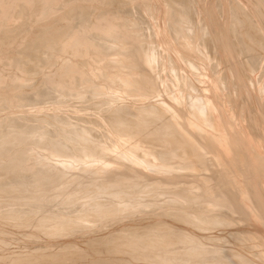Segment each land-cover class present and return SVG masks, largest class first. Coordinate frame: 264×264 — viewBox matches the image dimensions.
Returning a JSON list of instances; mask_svg holds the SVG:
<instances>
[{
	"label": "bare ground",
	"instance_id": "6f19581e",
	"mask_svg": "<svg viewBox=\"0 0 264 264\" xmlns=\"http://www.w3.org/2000/svg\"><path fill=\"white\" fill-rule=\"evenodd\" d=\"M159 1L161 2L162 0H158L157 3ZM189 1L164 0V3L157 4L155 2L152 4L153 2L151 3L150 0H0V62H3L1 64L9 62L10 65L13 63L17 66L26 58L28 63L31 64L29 68H26V72L24 68L22 69L27 75L15 77L16 73L6 86L1 85L4 75L0 64V104L4 102V105H12L14 107L19 105L20 101H23L21 104L25 105L26 103L25 107L28 104L31 105V103H35L36 106L39 104L40 106V103L44 101L46 103L48 99H54L56 104H60L68 97L70 99L74 97L76 100H78L77 98L87 99V97L92 99V95L95 94L99 99L90 100V105H82L81 109L84 111L92 109L93 112V110L99 109L102 104H105L103 106L107 108L106 110L103 108L104 112L100 118L98 116L97 118L89 116L90 112L88 114L83 113L84 115L79 112L80 117L48 112L43 116L39 115V119L36 118L37 120L33 123L22 122L24 124H20L18 122L20 124L18 125L16 121L20 117L17 118V116V120L15 117H10L9 120L0 121V209L4 206H1L3 200L4 202L5 199L7 200L5 205L9 203L8 209L3 207L4 220L15 221L17 225H20L18 228H21V224L25 227L28 226L26 224L38 226L39 229L45 227L47 230L45 232L50 233H48V236L54 235L53 237H55L59 231H62L65 235L66 233L71 234L89 226L93 221H104L106 217L116 213L119 214L118 212L121 213V211L125 212V215H127L126 212L130 215L133 214L130 213L131 211L141 212L142 210L140 211L139 209L144 211H147V209L150 211L151 209L152 211L155 206L158 208L157 204L159 202H161L159 205H162L164 201L166 204L173 203L178 205L177 207L181 206L183 208V210L170 209L171 211L167 209V211L162 212V215L167 214L171 221L183 223L182 227L185 225L184 229H179L176 223L174 224L171 221L167 226L165 224L167 219H163L165 220L163 222L165 224L164 227H160V224L153 227L154 224L150 223L151 225L153 224L152 226L149 225L151 227H142V229L141 226L138 227L140 229L131 227L130 230L127 228V230L125 229L126 231H119L116 234L110 233V231L107 234L108 236H101L102 238L97 239L102 245L101 248H105L104 250L111 257L95 258L92 261L89 260V264H138L135 262L137 260L133 258L143 259L141 261L143 263L147 260L149 264L151 261H153L152 264L155 261H157V264H264V253L255 259L248 255L252 250H256L259 247L257 240H254V243L250 241L253 240L251 235L264 236V150L261 149V143L256 139V134H253L254 126L250 125V127L248 124V127H243L240 123V129H235L236 127H234L232 119L230 121L226 111L229 106H231L233 111L237 107L235 106L236 108H234L232 99L229 96L228 101L221 102L219 99L221 97H219L220 95L217 92L218 87L221 85L225 86L227 83L230 85L233 83L238 89H243V87L245 89L246 87L250 88L249 82L245 79V70L248 69L247 72L253 71L259 65V50L263 52L264 48V32L260 33L255 30L259 21L248 9V11L243 9L238 3L240 0L238 2L235 0H227V2L220 0L219 3L215 1L216 4L209 3V13L208 11L205 15L201 13V18H203L199 24L198 21L196 22L197 18H199V16H196L197 8ZM261 2L264 6V0H261ZM228 3L229 6H227ZM134 5L137 6L138 9L136 10L138 12L144 13V11L149 9V11H154L150 14L159 13L160 15V11H163L164 14H167L168 19H172V22L167 20L164 26L165 30L161 28L179 36L178 39L180 41L175 38L177 43H171V48L177 51L176 53L180 54L179 57L182 59V64L179 58L174 60V64L179 65V71L174 72V76L180 81H186L188 75L181 76L180 73L187 71L188 68L195 70L201 66L200 59H195L191 56L192 53H189L191 50L199 48L205 57L211 59L212 66L209 72L212 74L211 79L213 81H209L210 85H208L215 91H211L209 94H205L202 91L204 93L203 96L200 97L196 94L199 98L187 96L186 98H190L189 100L183 96L185 89H182L184 90L182 94H180V91H178L179 93H176V91H174L175 93L172 92L173 96L170 97L173 98L171 100L170 98L168 100L165 96L164 98L161 97V99H159L160 97H157L158 99L156 97L151 98V100L146 99L148 95L152 94L151 90H156V95L162 91L155 88L156 85L160 84L159 82L157 84L156 76L158 72L156 68L162 66L163 63H160L162 57L160 58V53L157 52L158 50L156 51L155 46H148L149 43L146 46V43L142 41L145 44L143 45L140 41L141 37L139 38L138 34L130 31L131 28L128 21L131 20V16L129 12L130 6L134 7ZM201 8L203 7L201 6ZM229 9L234 14V19L232 18L234 22L232 23L233 26H231L232 36H230V30L228 29L230 26L224 28V26H220L222 24L219 23L220 25H218L216 22L217 14L225 13ZM24 10L28 13L24 12ZM16 12L24 16H31L32 13H34L32 15L37 16L35 17L36 25L32 21L29 22L30 19L28 20L26 17V21L23 19L25 21H23V24H31L32 26L29 25L30 28L28 25H26L27 27L25 26L28 29L25 31L26 37L24 36V38H27L26 41L28 40V42L23 49L19 46L22 41V39L21 41L19 39L23 38L21 37L23 34H20L21 32L17 33V31L14 32L12 26L15 24L11 23ZM31 19L33 18L31 17ZM118 19H123V22H119ZM75 20L78 21L75 22ZM176 21L190 22L193 34L190 32L191 29L182 24L183 22L181 25L175 26ZM61 24L62 26H59ZM19 26L17 25V27ZM155 27L154 29H156ZM205 29L208 32L206 31L205 36H202L201 41L197 40L189 43L192 38L189 42L187 41L190 37L200 38L203 35L202 31H205ZM161 34L163 35L164 33L162 32ZM161 34L158 33V39L159 35L162 36ZM167 34L166 36H168ZM185 37H188V39L186 38L187 40H185ZM219 38L224 40L225 47L223 49L225 51L218 49L221 44H218ZM156 40L157 36L154 42ZM26 41L22 42L26 44ZM157 44L160 45V42H156V46ZM21 45L23 46V44ZM165 45L169 44L165 43ZM165 45L164 47H166ZM51 48H53V51L49 52ZM110 51L114 53V57L115 55L116 57L117 55L119 56L118 60H115L116 63L128 69L125 71L126 76L117 77L115 75L112 66L116 63L106 64V62L102 61L101 56ZM68 54H71V57ZM226 60L229 62V68L226 65ZM23 63L26 64V62ZM48 64L54 66V69L49 66L52 70H43V67ZM260 65L262 64L260 63ZM84 66H88L87 69ZM91 66L93 68L94 66H103L102 68L109 66L108 69L111 67L109 73L103 72L100 68L104 73L102 77L106 80V83L103 80L101 81L103 83L99 82L96 84L95 80L93 84H87L86 87L79 88V84L90 79L88 74L91 70L94 71ZM244 68L246 69L244 70ZM100 70L98 71L100 72ZM152 71H155V74ZM200 71L202 72V70ZM20 73L22 74V72ZM223 73L225 75L222 78L221 75ZM186 74L188 73L184 75ZM218 74H220V78ZM172 75L168 76L172 77ZM34 77L40 80L42 86H40L41 84H39L40 87L38 88L35 86L38 90L36 92L33 90L34 93L32 90L30 92L29 88H27L29 90L27 91L30 93H25L26 88L22 92L24 85L19 81H23L24 78L29 81L32 78L35 79ZM85 77H89V79L83 81ZM164 77H167V75H164ZM164 79L166 78H163L162 82H165ZM207 79L210 80L209 78ZM158 80L162 79L159 78ZM202 80H205V78ZM38 82L36 81V83ZM87 82L90 83L89 81ZM117 82L121 84L118 85ZM148 82H152V84ZM203 83H206V81ZM116 84L118 86L122 85V87L120 86L122 89L116 88L117 86L114 87ZM191 86L193 87L192 84ZM184 87L187 89L189 86L185 85ZM197 88L202 89L200 86ZM159 89L161 88L159 87ZM220 91L223 90L220 88ZM110 93H112V98L117 96L121 99L124 96L123 98L126 99L123 102L117 100V98L110 100L108 99ZM194 95L193 97H196ZM71 100L73 101V99ZM144 100H147V103ZM43 105L45 104L43 103ZM46 106L48 108V105ZM78 106L80 105L78 104ZM113 107L121 110L119 112L117 109L114 111ZM97 112L99 113V111ZM230 116L234 118L233 115ZM70 117L79 122H73L72 120L74 119L71 120ZM259 117V119H257L258 117L256 118V121H262V126H264V115H259ZM236 118L238 119V117ZM81 122H85V125H81ZM203 125L206 127H203ZM99 126L105 128V135H102L103 132L101 134L96 132V127ZM159 133L165 135L161 139H156L159 137L154 134ZM168 134L169 136L172 134V136L168 137ZM161 135L158 136L161 137ZM122 137L125 140L124 143L121 140ZM262 140L264 142V138ZM100 143L105 144L106 149H103V146L100 147ZM41 150L47 152L42 160H33L34 154ZM191 159L198 160L199 163L197 161L196 163L199 166L196 163L191 166L189 163L192 162L190 161ZM188 160L189 162H187ZM197 172H201V176ZM232 181H238V186L235 185V182L234 184L231 183ZM73 184H75L74 187L72 186ZM230 184L236 187L232 188ZM163 195L168 197L165 196L166 199L162 198L159 200L158 198ZM97 196L100 198L98 199ZM74 201L82 203L81 207L83 210L81 212L76 211L75 214L68 215V208V210L65 209L66 211H58L56 209L58 213L45 218L42 216L43 213L40 215L41 212L36 210L40 204L49 203L50 205L58 204L60 206L65 203L72 204ZM12 202L13 204H11ZM15 202H21V204L18 203L20 204L18 205ZM165 203L164 205H166ZM20 206H23V208H20ZM159 207L161 209V206ZM175 209L178 208L175 207ZM211 209L233 210L238 220L222 212L216 216H209L211 213L208 214L207 211L209 212ZM229 212L231 213V211ZM119 215H122V213ZM255 218L259 219L262 225ZM243 220L248 223V226L246 223H242V225L247 227H242L240 224L241 228H236V226L232 228L234 223L243 222ZM8 221L6 223H9ZM181 223H179L180 226ZM190 223L193 224L192 226L200 227L201 231L199 232H205L207 236L204 234V239V236L199 238L194 236L195 233L199 232L194 231L195 233L193 234V231L188 227ZM192 226L191 228H193ZM12 227L14 228L13 225ZM220 228L225 230L224 233H221V231L218 236H214L217 233L216 230H222ZM37 231L40 232V230ZM207 233L212 234V236ZM0 234H3V231ZM24 234L26 235V233ZM24 234L21 236L24 237ZM32 234L30 233V235ZM200 234L197 235L199 236ZM35 235L34 233L33 237L37 236ZM125 235H128L127 238H124L126 240L122 239L123 241H119ZM21 236L18 234V237ZM31 238L29 239L31 240ZM38 238L40 239V237ZM9 241L4 240L2 242ZM68 242L64 243L62 250H59H66L65 252H57L56 249V252H51V250L48 254H41V252L37 255L38 253L33 250L35 251L34 256L36 259L32 258L30 260L33 256L31 255V253L33 254L32 251L31 253L29 252L31 257H29V254L27 255L29 261L26 259L27 261L25 262L29 264L34 260L37 261V257L42 259V257L46 256H48L46 259L49 258V261H60V259L63 261V259H66L63 257L64 255L70 262L69 257H73L72 255L75 253L72 255L67 253L75 250L70 251L75 242ZM15 244L17 243L15 242ZM1 246H3V243ZM5 246L8 247V244ZM47 250L45 251L46 253ZM82 250L80 251L84 252V256H86L87 254L85 255V253L87 252ZM80 251L78 250L77 256L75 255L77 258L82 255L79 253ZM0 252L3 253L2 251ZM117 252H122V254ZM113 253L120 255L125 253L124 257L128 253L130 257L116 258V256L112 257L111 254ZM257 253L259 254V251ZM109 254L107 255L109 256ZM5 257L7 258V255ZM5 257L1 258V263ZM14 257L13 260L10 258L14 263H18L24 258V256L20 257V254L16 256L17 258L15 257L14 259ZM81 257L84 258L83 256ZM86 257L91 258L88 255ZM87 258L83 260L87 262ZM10 259L7 260L11 261ZM67 259L66 263H64V260V264H67ZM83 260L81 261L84 262ZM36 261L33 263L36 264ZM45 261L47 262V260ZM71 261L73 262V259ZM76 261L78 260L76 259ZM10 263L12 264V262ZM22 264H24V260ZM58 264L60 263L58 262Z\"/></svg>",
	"mask_w": 264,
	"mask_h": 264
},
{
	"label": "rangeland",
	"instance_id": "374dc122",
	"mask_svg": "<svg viewBox=\"0 0 264 264\" xmlns=\"http://www.w3.org/2000/svg\"><path fill=\"white\" fill-rule=\"evenodd\" d=\"M151 1V3L152 4H154L155 2L157 3V1L158 0H150ZM189 1V0H188ZM215 1H216V3H219L220 2V0H190L189 2L191 3V4H193L197 9V17L199 16V18H197V20H196V22L198 21V24L201 22V20H202V18H201V13H203L202 15H205V14H207V11H208V13H209V10H210V7H208V4L210 3L211 4V2L212 3H214V4H216L215 3ZM218 1V2H217ZM222 1V0H221ZM223 1H225V2H227V0H223ZM229 1V0H228ZM236 2H238L239 0H235ZM201 2V3H200ZM159 3H164V0H162L161 2L159 1ZM159 3H157V4H159ZM242 7H243V9L244 10H246V11H248L249 10V12L250 13H252L255 17H256V20L257 21H259V23H258V25H256V31L257 32H260V33H262V31L264 32V6H263V3L261 2V0H240L239 2H238ZM242 3H245V4H247V5H245V4H242ZM203 4V5H202ZM201 6L203 7V8H201ZM227 6H229V3H228V5ZM245 6V7H244ZM130 12H129V14H130V19L131 20H129L128 21V24H129V26H130V28H131V32H133V33H135V34H138V37L140 38V41H141V43H142V41H144L145 43H146V46L148 45V43H149V45L148 46H155V48H156V51L158 52V53H160V58H161V60H160V58H159V60H160V63L162 64L163 63V65L162 66H159V67H157L156 69H157V72H158V74H157V72H156V74H157V76H156V78H157V84H162L161 86H160V84L157 86L156 85V88L155 89H158V90H162V91H160V92H158L157 94L158 95H156V90L154 91V90H151L152 92V94H150V95H148V98H146L147 100L149 99V100H151V98H159V99H161V97H163L164 98V96H165V98H168V100H169V98H170V100L173 98H171L170 96H173L172 94V92H174V91H176V93H179L178 91H180L181 93L180 94H182L183 93V91L184 90H182V89H185V92H184V95L183 96H185V98L188 96H191V98H199V97H197V95L196 94H198L200 97L201 96H203L204 95V93H202V91H204L205 92V94H209L211 91H215V89H212L211 88V86H209L210 85V82L209 81H213L212 79H211V76H212V74H211V72H209L210 70V68H211V66H212V64H211V59L210 58H208V57H205L203 54H202V52H201V50L199 49V48H196L195 50H191L189 53H192L191 54V56L192 57H194L195 59H200V64H201V66H199L198 68L200 69V70H202V72L198 69V68H196L195 70H193V69H189L188 68V70L186 71H183L182 73H180L181 74V76H187L188 75V78H187V80H188V82H186L185 80L183 81V80H178V78L176 77V76H174L175 75V73L177 72V71H179V68H178V66L176 65V64H174V60H176L177 58H179L180 59V63L182 62V59L179 57L180 56V54H178V53H176L177 51H175L173 48H171L172 46H171V43H174V44H176L177 43V39L179 38V36H177V35H175V34H173L172 32H169V34H167L168 32H167V30L166 31H164L166 28L164 27L165 26V24L167 23V20L169 21V22H172L171 20L172 19H168V16H167V14H164V12L163 11H160V15H159V13L158 14H155L154 13V15L153 14H150V13H153L154 11L153 10H150L149 11V9L148 10H146V11H144V13L143 12H138L136 9H138L137 8V6H135L134 5V7L133 6H130ZM200 8V9H199ZM248 9V10H247ZM199 10H200V14H199ZM204 10V11H203ZM132 11V12H131ZM152 11V12H151ZM203 11V12H202ZM17 12H19V11H17ZM17 12L15 13V17H13V20H12V24L14 25V26H12L13 27V31L15 32V31H17V33H19V32H21L20 34H23L21 37H23V38H20V36H19V40L21 41V39H22V41H26V39L27 38H24V36L26 37V33H25V31H26V29H28V28H25V26L26 25H28V24H26V23H24L23 24V21L25 20L26 21V19H30L29 20V22L30 21H32V23L34 24V25H36L35 24V17H37V16H35V15H32V14H34V13H32L31 14V16L30 15H26V16H24V15H22L21 13H18L17 14ZM24 12H27L26 10H24ZM139 14H138V13ZM163 14H162V13ZM231 12V13H230ZM10 13L12 14V12H11V10H10ZM28 13V12H27ZM259 13H261V14H259ZM134 14V15H133ZM138 14V15H137ZM163 16H162V15ZM17 15V16H16ZM22 15V16H21ZM159 15V16H158ZM218 15V17H217V19H216V22L218 23V25H220V24H222V25H220V26H224V28H228L229 26V30H230V36H232V32H231V26H233V22L234 21H232L234 18V14L232 13V10H228L227 12H225V13H221L220 15L219 14H217ZM233 15V16H232ZM259 15H262V16H259ZM30 16V17H29ZM145 16V17H144ZM156 16V17H155ZM220 16V17H219ZM259 16V17H258ZM17 17V18H16ZM20 17V18H19ZM23 17V18H22ZM25 17H26V19H25ZM27 17H29V18H27ZM31 17L33 18V19H31ZM148 17H150V18H148ZM154 17H155V19H154ZM15 18V19H14ZM22 18V19H21ZM138 18V19H137ZM233 18V19H232ZM24 19V20H23ZM150 19V20H149ZM151 19H153L152 20V23H151ZM218 20H220V21H218ZM15 21V22H14ZM24 21V22H25ZM76 21H78V20H75V22ZM118 21L119 22H123V19H118ZM157 21V22H156ZM225 21V22H224ZM230 21H231V23H230ZM21 23V24H19V23ZM62 22H65V21H62ZM149 22V23H148ZM154 22H156L155 24H154ZM164 23V24H162V23ZM183 22V23H182ZM176 21L175 22V26H178V25H181V23L185 26V27H187L188 29H191V26H190V22H186V21ZM223 22H224V24H223ZM220 23V24H219ZM66 24V23H65ZM65 24H63V25H65ZM162 24V25H161ZM17 25L19 26V27H17ZM21 25H22V27H24V28H22L21 27ZM30 26H31V24H29ZM29 25H28V27H29ZM156 27H155V26ZM59 26H62V24L61 25H59ZM21 27V28H20ZM27 27V26H26ZM32 27V26H31ZM152 27H153V29H154V27L156 28V29H152ZM164 29H162V28ZM20 28V29H19ZM30 28V27H29ZM35 28H36V26H35ZM258 28V29H257ZM16 29V30H15ZM19 29V30H18ZM24 31H22V30ZM158 29V30H157ZM161 29V31L164 33L163 35L161 34L162 32L161 31H159ZM197 30H199V29H197ZM203 30H204V27H203ZM259 30V31H258ZM155 31V32H154ZM190 31V30H189ZM206 31L208 32V30H206L205 29V31H202L203 32V35H201L200 36V38H194V37H190L189 39H188V37H185L184 39L185 40H187L188 42L190 41V39L192 38V40L189 42V43H193V42H196L197 40L198 41H201V39L203 38L202 36H205V33H206ZM148 32V33H147ZM154 33V35H153V33ZM161 32V33H160ZM191 34H193L192 32V29H191ZM25 33V34H24ZM158 33L159 34H161L162 36H160L159 35V39H158ZM157 34V35H156ZM166 34L168 35V36H166ZM157 36V40L154 42V40H155V38H156V36ZM165 35V36H164ZM174 35V36H173ZM208 36V35H207ZM206 36V37H207ZM161 37H162V39H163V37H164V39L162 40L161 39ZM166 37V38H165ZM169 37H170V40H169ZM175 38H177V39H175ZM187 38V39H186ZM205 38V37H204ZM154 39V40H153ZM167 39V40H166ZM183 39V40H184ZM164 40H166V41H164ZM219 40V42H218V44L219 43H221L219 46H218V49L219 50H221L222 51V49L225 47V44H224V40L223 39H221V38H219L218 39ZM20 42L19 43V46L20 47H22L21 49H23L24 47H26V45H27V42H28V40L26 41V44H24V42ZM167 44H169V45H165V43ZM178 41H180L179 39H178ZM143 42V43H144ZM156 42H160V45L159 44H157V46H156ZM223 42V43H222ZM142 43V44H143ZM21 44H23V46L21 45ZM161 44H163L162 46H163V48H164V50H162L161 49ZM143 45H145V44H143ZM164 45L166 46V47H164ZM161 46V47H160ZM160 47V48H159ZM170 47V48H169ZM166 48V49H165ZM261 48H263V47H261ZM168 51V53H166V51ZM53 51V48H51L50 50H49V52H52ZM162 51H164V52H162ZM223 51H225L224 49H223ZM263 52H264V48H263ZM263 52H261L260 50H259V57H260V59H259V65L252 71H248L247 72V70H245L246 68H244V70H245V75H246V77H245V79L247 80V82H249V84H250V88L249 87H246V89H245V87H243V89H238L237 87H235L234 85H233V83L230 85L229 83H227V85H221L220 87H218L217 88V92L219 93V97H221V98H219L220 99V101L221 102H225L226 100L228 101V96L232 99V105L234 106V108H236L237 107V111L235 110V111H233V109L231 108V106H229V108H230V110H229V108H228V110H227V108H225V110H227L226 112H228V116L230 117V121H231V119H232V123H234L233 125H234V127H236L235 129H240V123L243 125V127H248V124H249V126L251 125L252 127H253V134L255 135L256 134V139L258 140V142L259 143H261V145H260V147H262L261 149L262 150H264V142H263V138H264V126H262V121L260 122V121H256V118L257 119H259L260 117H259V115H264V60H262V59H264V58H262L261 59V57H264V53ZM108 54V55H107ZM107 54H105V55H103V56H101V58H102V61L103 62H106V64L107 63H116V61L115 60H118V58H119V56L117 55V57H116V55H115V57L113 56L114 55V53L113 52H109V53H107ZM161 54H163V55H161ZM70 57H71V54H68ZM165 55V56H164ZM200 56V57H199ZM204 59V60H203ZM206 59V60H205ZM262 60V61H261ZM111 61V62H110ZM23 62H26V64L25 63H23ZM23 62L22 63H20V64H18L17 66L15 65V64H9V62H4V64H1V63H3L2 61L0 62V64H1V69H2V74L4 75V80L1 82V85L3 86H6V85H8L9 84V80L11 79V78H13L14 77V75L17 73V75H15V77L17 76V77H21L20 75H27V73H24V70H25V72H26V68H29V65H31V64H29L28 63V61H27V59L25 58L24 60H23ZM226 63H224V64H226V65H228V68H229V62H228V60H226L225 61ZM11 63V62H10ZM172 63V64H171ZM209 63V64H208ZM260 63L262 64V65H260ZM28 64V65H27ZM182 64V63H181ZM22 65V66H21ZM25 65H26V67H25ZM112 65V64H111ZM114 66H112V70H113V72L115 73V75L117 76V77H123V76H126L127 74L125 73V71H127L128 69L125 67V66H123V65H121V64H118V63H116V64H113ZM208 66V67H206V66ZM226 65H225V69L227 68L226 67ZM19 66V67H18ZM52 68V69H54V66H51V64H48L46 67H43L44 69L43 70H52L50 67ZM18 69H17V68ZM21 67V68H20ZM87 67L88 66H84V68L85 69H87ZM92 68H93V66H91ZM103 67V66H102ZM102 67H99V66H94V71H90V73L88 74V75H90L89 77H90V79H89V77H85V79H83V81H85L86 79H89V80H86L85 82H82L81 84H79V88H83V86H87V84H93V82H95V80H96V84L97 83H103V82H101V81H103L104 80V83H106V80L102 77V76H104L103 74V72H108L109 73V70L111 69V67L108 69V67L106 66H104V68H102ZM261 67V68H260ZM24 68V70L22 71V69ZM100 68L102 69V71L100 70ZM21 69V70H20ZM105 69V70H104ZM98 70H100V72L98 71ZM198 70V71H197ZM22 72V74L20 73V72ZM171 71H172V74H171ZM200 71V72H199ZM262 71V72H261ZM18 72H19V74H18ZM94 72V73H93ZM105 72V73H106ZM154 72V73H153ZM167 72V73H166ZM248 73V75H247V73ZM152 73L153 74H155V71H152ZM159 73H161L160 75H159ZM165 73V74H164ZM185 73H188V74H186V75H184ZM197 75H195V74ZM262 73H263V75H262ZM102 74V75H101ZM190 74V75H189ZM230 74H232L231 72H230ZM87 75V76H88ZM133 75V74H132ZM134 75H136V74H134ZM164 75L166 76L167 75V77H164ZM168 75H172V77H169ZM195 75V76H194ZM224 73L221 75V77L223 78L224 77ZM263 76V77H261V76ZM99 76V77H98ZM166 78V79H164L165 80V82H162L163 81V78ZM191 76V77H190ZM201 76V77H200ZM204 76V77H203ZM231 77H232V75H230ZM6 77V78H5ZM25 77V76H24ZM28 77H30L29 75H28ZM192 77H195V78H192ZM218 77L220 78V74H218ZM23 78V77H22ZM35 78V77H34ZM37 78V77H36ZM31 79V80H29V81H26V79L24 78V82L21 80V81H19V82H21L22 83V85H24L23 87H24V89L22 90V92L25 90V88H26V91H25V93L27 92V93H30L31 92V90H32V92H33V90H34V92H36L38 89V87H40V86H42V83H40V80L39 79ZM92 78V79H91ZM162 79V80H158V79ZM205 78V80H202V79H204ZM207 78H209L210 80H208ZM197 80V81H195V80ZM251 79V80H250ZM263 79V80H262ZM28 80V79H27ZM35 80V81H34ZM90 80H93V81H90ZM191 80V81H190ZM194 80V81H193ZM202 80V81H201ZM261 80V81H260ZM36 81L38 82V83H36ZM87 81H89L90 83H88ZM98 81V82H97ZM191 83H190V82ZM198 81H200V83H198ZM206 81V83H203V82H205ZM159 82V83H158ZM186 84H185V83ZM194 82V83H193ZM202 82V83H201ZM33 83V84H32ZM94 83V84H95ZM108 83V82H107ZM118 83V85L119 84H121L120 82H117ZM148 83H150V84H152V82H148ZM164 83V84H163ZM197 83V84H196ZM39 84H41L40 86H39ZM178 84V85H177ZM188 87V88H190L189 90H188V88L186 89L184 86L185 85ZM191 84L193 85V87L191 86ZM199 84V85H198ZM202 84V85H201ZM203 84H204V86H203ZM209 84V85H208ZM260 84V85H259ZM81 85H82V87H81ZM117 84L114 86V87H116V88H120V89H122L121 87H122V85H120V86H118ZM26 86V87H25ZM37 88H36V87ZM198 86H200V88L202 87V89H198L197 87ZM32 87V88H31ZM84 87V88H85ZM159 87L161 88V89H159ZM195 87H196V89H195ZM226 87V88H225ZM27 88H29V90H30V92H28L29 90L27 89ZM34 88V89H33ZM118 88V89H119ZM220 88H221V90H223V91H220ZM228 88V89H227ZM231 90H233V91H231ZM249 88V89H248ZM36 89V90H35ZM219 89V90H218ZM251 89V90H250ZM28 90V91H27ZM195 90H196V92H195ZM187 91H190V92H187ZM201 91V92H200ZM228 91H230V92H228ZM252 91V92H251ZM33 92V93H34ZM191 92H194V93H192L191 94ZM199 92V93H198ZM221 92V93H220ZM228 92V93H227ZM234 92V93H233ZM115 93V92H114ZM155 93V94H154ZM175 93V92H174ZM187 95H186V94ZM230 93H232V94H230ZM112 93H110V95L108 96V99H116L117 98V100H120L121 102H123L126 98H123L122 96H120V97H122L121 99L119 98V97H113L112 98V95H111ZM165 94V95H164ZM190 94V95H189ZM193 94H195L196 95V97H193ZM201 94V95H200ZM222 94V95H221ZM175 95V94H174ZM194 95V96H195ZM93 96V100L92 99H90L89 97H87V99L86 98H84V99H82V98H77L78 100H76V98H71V99H73V101L70 99V97H68V99H66V100H64V102L62 103H60V104H56L55 103V101H54V99H48V100H46L47 102L45 103V101L43 102L45 105H43V103H40V106H39V104H37V106L35 105V103H31V105L30 104H28L27 105V107H25L26 106V103H25V105L24 104H21L23 101H20V103H19V105H15L14 107H12V105L11 106H6V105H4V102H2L1 104H0V121H5V120H9V118L11 117H15L16 118V116H17V118H19L18 120H17V118H16V123H20V124H24V123H30V122H34L35 120H37V119H39L38 117H40V116H43L44 114H46V113H53V114H66V115H72V116H77V117H80V115H79V112H81V114H88L89 112V116H91V117H94V118H97V116H98V118H100V116L102 115V113L104 112V109L106 110L107 108H106V106L104 107L103 105H105V104H102V105H100L99 106V109H97V110H93V112H92V109H88V110H83V109H81L82 108V105L83 106H87V105H90L89 104V102H90V100L91 101H95V100H98L99 99V97L98 96H95V94L94 95H92ZM153 96V97H152ZM182 96V97H183ZM251 96V97H250ZM97 97V98H96ZM96 98V99H95ZM119 98V99H118ZM157 98V99H158ZM184 98V99H185ZM187 99V98H186ZM190 99V98H189ZM189 99H187V100H189ZM222 99V100H221ZM225 99V100H224ZM249 99V100H248ZM254 99V100H253ZM257 99V100H256ZM147 100H144L146 103H147ZM183 100V99H182ZM248 100V101H247ZM54 101V102H53ZM82 101H84V102H82ZM135 101H136V98H135ZM247 101V102H246ZM252 101V102H251ZM51 102V103H50ZM76 102V103H75ZM101 102H102V100H101ZM149 102V101H148ZM184 102V101H183ZM48 103V104H47ZM55 103V104H54ZM102 103H104V101L102 102ZM257 103V104H256ZM42 104V105H41ZM50 104V105H49ZM80 105V106H78L77 107V105ZM87 104V105H86ZM23 105V106H22ZM34 105V106H33ZM46 105H48V108H47V106ZM178 105V104H177ZM256 105V106H255ZM258 105V106H257ZM76 106V107H75ZM236 106V107H235ZM21 107V108H20ZM46 107V108H45ZM260 107V108H259ZM13 108V109H12ZM40 108V109H39ZM55 108V109H54ZM73 108H74V110H73ZM77 108V109H76ZM100 108H101V110H100ZM104 108V109H103ZM4 109V110H3ZM7 109V110H6ZM31 109V110H30ZM43 109V110H42ZM51 109V110H50ZM80 111H79V110ZM113 109H115L114 111H116V109H117V111L119 112V110H121L120 108H116V107H113ZM260 109V110H259ZM103 110V111H102ZM46 111V112H45ZM82 111H84V112H82ZM97 111H99V113H101V114H99ZM100 111H102V112H100ZM262 112V113H260V112ZM73 112V113H72ZM233 112V113H232ZM235 112V113H234ZM17 113V114H16ZM42 113V114H41ZM78 113V114H77ZM91 113H93L92 115H91ZM231 113V114H230ZM238 113V114H237ZM259 113V114H258ZM83 114V115H84ZM94 114H96V115H94ZM99 114V115H98ZM247 114H248V116H247ZM253 116H252V115ZM40 115V116H39ZM230 115H233V117L234 118H232ZM257 115V116H256ZM50 116V115H49ZM251 116V117H250ZM254 116H256V117H254ZM26 117V118H25ZM31 117V118H30ZM51 117V116H50ZM102 117V116H101ZM236 117H238V119L236 118ZM30 118V119H29ZM37 118V119H36ZM23 119H24V121H23ZM32 119H33V121H32ZM70 119L72 120V119H74V118H72V117H70ZM25 120H29V121H25ZM31 120V121H30ZM103 120V119H102ZM261 120V119H260ZM73 122H75V123H78L77 122V120H72ZM22 122H24V123H22ZM18 123V125H20ZM235 123H237V124H235ZM85 125V122L84 123H82L81 122V125ZM246 124V125H245ZM250 126V127H251ZM203 127H206V126H204L203 125ZM97 129H96V132H98V133H102V135L104 134L105 135V133H106V130H105V128L104 127H101V126H99V127H96ZM254 128H255V130H254ZM234 130V129H233ZM160 134H162L161 135V137L160 136H158V135H160ZM156 137H159V138H156V139H161L164 135H163V133H159V134H154ZM237 135V134H236ZM172 136V134H170V136H169V134H168V137H171ZM123 138V137H122ZM121 138V140L123 141V143H124V138L122 139ZM120 140V141H121ZM122 141H121V143H122ZM101 144V146L100 147H102L103 149H106L105 147V144H103V143H100ZM263 145V146H262ZM47 152H45V150L44 151H39L38 153L36 152L34 155L35 156H33V160H35V161H40V160H42V158L45 156L44 154H46ZM38 154H40V155H38ZM42 154V155H41ZM114 154H116V153H114ZM35 157V158H34ZM53 159V158H52ZM55 159V158H54ZM51 160V159H50ZM56 160V159H55ZM52 161V160H51ZM54 161V160H53ZM190 161H192V162H189V160L187 161V162H189L190 163V165L192 166H194V163H196V161L198 162V160H196V159H194V160H190ZM195 161V162H194ZM85 162V161H84ZM86 163H88V161H86ZM199 163V162H198ZM198 163H196V165L198 164ZM198 166H199V164H198ZM213 167H215V166H213ZM219 167H221V166H219ZM223 167V166H222ZM225 168V167H224ZM198 173V172H197ZM201 173V172H200ZM200 173H198L199 174V176H201V174ZM202 176H205V175H202ZM241 178H242V176H241ZM83 180H86V179H83ZM0 181H1V179H0ZM236 184V186H238V184H237V182L238 181H234ZM234 182L232 181L231 183H233L234 184ZM211 184V183H210ZM209 184V185H210ZM233 184H230V187H236L235 185H233ZM74 185L75 184H73L72 186L74 187ZM183 185H185V184H183ZM233 185V186H232ZM72 187V188H73ZM71 188V189H72ZM169 190H170V188H169ZM173 191H174V189H173ZM164 197L165 196H167V195H163ZM163 196H161V198H158L159 200H161L162 198L163 199H166V197L164 198ZM168 197V196H167ZM97 198L99 199L100 197L99 196H97ZM97 198L95 197V199L97 200ZM109 198H111V197H109ZM2 200V199H1ZM6 199H5V202H4V200H3V202H2V204H1V206H3L5 209H8L7 207L9 206L8 204H6L5 205V203H6ZM19 201V200H18ZM81 201H83V200H81ZM87 201V200H86ZM84 202H85V200H84ZM15 203H20L21 204V202H15ZM161 202H159L158 204H157V206H158V208L155 206L154 208H152V211H151V209H150V211H149V209H147V211H144L143 209H139L141 212H139L138 210V212H135V211H129L130 213H133V214H129V213H127L126 212V214L127 215H125V212H123V211H121V213H122V215H119V214H121L120 212H118L119 214H114V215H111V216H108V217H106L105 219H104V221L102 220V221H97V222H95V221H93V222H95V223H93V222H91L92 224H89V226H87V227H85V228H83V229H81L80 231L78 230V231H76V232H73V233H71V234H67L66 233V235H65V233H62V231H59L58 232V234H56L55 235V237H53L54 235H49L48 236V233L47 232H45V231H47L46 229H45V227H42V229L40 228L39 229V227L38 226H34V225H31V226H33V227H31V226H29L30 224H26V225H28V226H23L22 224H21V228H23V229H21V228H18V227H20V225H17V223L14 221L13 222V220L12 221H10V222H12V223H10L8 220H4V213L2 212L3 210H4V208L3 207H1V211H0V233H2V231H3V234H0V244L2 245V243H3V246L5 247H3V246H1L0 245V251H2L3 253H1L0 252V256H6L7 255V258L5 257V259H3L4 261H2V263L3 262H5V260H7V259H10V258H12V260H13V257L15 256H19V254H20V257H22V256H24V258H23V260H24V264H26V262L25 261H27L28 260V258L29 257H31V255H33L31 258H30V260H32V258H35V251H36V253H38L37 255H39L41 252V254H48V253H50V251L51 252H56V249H57V252H65L66 250H63V251H59V250H62V247H64V245L66 244V242H68V241H70V242H75V243H73V246L71 247L72 249L70 250V251H72L73 249H75L73 252H68L67 254L69 255H72V254H74V255H72L73 257H71L72 259H73V262L71 261L72 259L69 257V259H70V262H69V260L67 259V257H66V255H64L63 257H65L68 261H67V264H68V262H69V264L70 263H72V264H74V262H75V264H80L82 261L81 260H85L87 257V255L88 256H91V258L92 257H94V258H90V257H88L87 258V262H85L84 260V262H82V264H89V262L90 261H92L93 259H95V258H100V259H102V257L103 258H106V257H111L110 256V254L109 253H107L104 249L105 248H101L102 247V245L100 244V241H98V239L97 238H102V237H105V236H108L107 234L110 232V233H117V232H124L123 230H127V228H129L128 230H130V228L132 227V228H137V229H140V228H138V227H140L141 226V229H142V227H151L153 224V227L154 226H159V224H160V227H164L165 226V224H167V226H168V223L171 221L170 220V217H169V215H167V214H165L164 216L162 215L163 213L162 212H165V211H167V209L168 210H183V208H181V206H179V207H177L178 205H174L173 203H168V204H166L164 201L162 202V205H164V203L166 204V205H164L165 207H167V208H165L164 206H162V205H159ZM11 204H13V202L11 203ZM20 204H18V205H20ZM67 204V205H66ZM72 204H74V205H72ZM72 204H69V203H65V204H62V205H58V204H49V203H46V204H40L39 206H38V208L36 209L37 210V212H41L40 213V215L42 214V216H44L45 218L46 217H50V215H52V214H55V213H58V211H60V210H68L67 212H69V214L68 215H70V214H75L76 213V211L77 212H81V210H83V208L81 207L82 206V203H80V201H74ZM76 204V205H75ZM50 205V206H49ZM55 205H56V207H55ZM69 205V206H68ZM70 205H72V207H70ZM172 205V206H171ZM42 206H43V208H42ZM49 206V207H48ZM51 206H52V210H51ZM57 206H59V207H57ZM64 206H65V208H64ZM159 206H161V209H160V207ZM170 206V208H168ZM23 208V206H20V208ZM41 207V208H40ZM76 209H75V208ZM163 207V208H162ZM174 207V208H173ZM175 207L176 208H178V209H175ZM48 208V209H47ZM50 208V209H49ZM68 208V209H67ZM164 208H165V210H164ZM39 209V210H38ZM43 211H42V210ZM53 209H55V211H53ZM56 209L58 210V211H56ZM78 209V210H77ZM65 210V211H66ZM71 210V211H70ZM163 210V211H162ZM170 210V211H171ZM46 211V212H45ZM229 211H231V213H233L232 215H231V213L229 212ZM218 210V209H211V210H209V212L207 211V213L208 214H210L211 213V215H209V216H216V215H218L219 213H224V214H226L227 216H229V217H231V218H233V217H235V219H237L236 218V216H235V212L233 211V210ZM135 212V213H134ZM213 212H214V214H213ZM226 212V213H225ZM216 213V214H215ZM3 214V215H2ZM44 214H46V215H44ZM160 215V216H159ZM233 216V217H232ZM3 217V218H2ZM48 217V218H49ZM163 219H167L166 220V223L164 224L163 222H165V220H163ZM256 219V218H255ZM5 222H4V221ZM163 220V221H162ZM238 220V219H237ZM257 221L259 220V219H256ZM255 220V221H256ZM4 223H3V222ZM9 222V223H6V222ZM257 221H256V223H257ZM260 221V220H259ZM171 222H173L174 224L176 223V226L179 228V229H181V228H183L184 229V227H185V225H184V227H182L183 225V223H181V222H174V221H171ZM239 223H234V225H233V227L232 228H234L235 226H236V228H241V226L242 227H247L248 226V223L246 222V221H244L243 220V222L241 221H238ZM261 222V221H260ZM14 223V224H13ZM16 223V224H15ZM150 223H153L152 225L150 224ZM156 223V224H155ZM172 223V224H173ZM178 223V224H177ZM179 223H181V226L179 225ZM242 223L243 224H247V226H245V225H242ZM137 224V225H136ZM145 224V225H144ZM146 224H147V226H146ZM163 224V225H162ZM241 224V226H239ZM261 225H262V222L260 223ZM6 225H8V226H6ZM12 225L14 226V228L12 227ZM15 225H16V227H15ZM91 225V226H90ZM131 225V226H130ZM133 225V226H132ZM149 225H151V226H149ZM162 225V226H161ZM193 224H189V229H191L192 231H193V234L197 231V232H199V231H201V228L200 227H195V226H192ZM238 225V226H237ZM9 226H11V227H9ZM23 226V227H22ZM129 226V227H128ZM187 226V225H186ZM191 226L193 227V228H191ZM36 227V228H35ZM174 227H175V225H174ZM177 227H175V228H177ZM188 227H186V229H188ZM10 228V229H9ZM27 230H29V231H27ZM43 228H44V230H43ZM195 228V229H194ZM198 228H200V229H198ZM30 229H32V230H30ZM35 231H34V230ZM146 229V228H145ZM145 229H143V230H145ZM188 229V230H189ZM217 229H219V228H217ZM220 229H222V228H220ZM20 230H23V231H20ZM37 230H40V232L39 231H37ZM42 230V231H41ZM125 230V231H126ZM5 231V232H4ZM10 231V232H9ZM195 231V232H194ZM202 231H204V230H202ZM222 231V232H221ZM224 231L225 230H216V234L214 235V236H218L219 234H220V232L221 233H224ZM15 232V233H14ZM46 233V234H43V233ZM4 233H6L5 235H4ZM8 233H9V235H8ZM24 234V233H26V235L23 237V236H21L22 234ZM30 233L32 234V235H30ZM34 233L37 235H35L36 237H33V235H34ZM38 233H42V234H38ZM60 233V234H59ZM62 233V234H61ZM192 233V232H191ZM199 233H201L199 236L197 235V234H199ZM199 233H195L194 234V236H196V237H200V236H204L203 237V239L205 238V235H206V233L204 232H199ZM203 233V234H202ZM18 234H19V236H21V237H23V238H21V237H18ZM50 234V233H49ZM75 234V235H74ZM205 234V235H204ZM207 234H209V233H207ZM11 235H13L12 237H10ZM17 235V237H18V239H17V237H15ZM27 235H28V237H27ZM43 235H46V236H43ZM61 235H63L62 237H61ZM209 235H211L212 236V234H209ZM6 236V237H5ZM102 236V237H101ZM128 236V235H127ZM127 236L125 235V236H123V238H120L119 239V241H121L122 239L124 240V238H127ZM207 236V235H206ZM30 237H32L31 238V240L29 239ZM38 237H40V239H41V242H40V239L38 238ZM47 237V238H46ZM74 237V238H73ZM120 237H122V236H120ZM209 237V236H208ZM251 239H253V240H250V241H256V242H258L259 243V247L258 248H256V250L254 249V250H252L248 255L252 258H257V257H259V255H262V253H264L263 251H264V236H260V237H258V235H256V234H252L251 235ZM13 238V239H12ZM49 238V239H48ZM51 238H52V240H51ZM58 238V239H57ZM202 238V237H201ZM260 238V239H259ZM3 239V240H2ZM8 239V240H7ZM22 239V240H21ZM33 239V240H32ZM35 239V240H34ZM37 239V240H36ZM96 239V240H95ZM9 241V242H11V243H9V242H2V241ZM14 240H16V241H14ZM17 240H19L18 242H17ZM25 240V241H24ZM57 240V241H56ZM122 240V241H123ZM126 240V239H125ZM124 240V241H125ZM29 241V242H28ZM35 241V242H34ZM39 241V242H38ZM46 241V242H45ZM93 241V242H92ZM2 242V243H1ZM15 242L17 243V244H15ZM34 242V244H32ZM70 242H68V243H70ZM90 242V243H89ZM97 242V243H96ZM263 242V243H262ZM65 243V244H64ZM86 243V244H85ZM251 243V242H250ZM254 243V242H253ZM8 244V247L7 246H5V245H7ZM10 244V245H9ZM11 244H12V246H11ZM37 244V245H36ZM41 244V245H40ZM75 244V245H74ZM80 244H82V245H80ZM77 245V246H76ZM90 245V246H89ZM97 245V246H96ZM57 246V247H56ZM86 246V247H85ZM11 247V248H10ZM53 247H55V248H53ZM59 247H61V248H59ZM75 247H77V248H80V249H77V248H75ZM89 247V248H88ZM93 247V248H92ZM9 248V249H8ZM36 248V249H35ZM39 248V249H38ZM42 248H45V249H42ZM52 248V249H51ZM92 250H91V249ZM97 248H99V249H97ZM17 249H18V251H17ZM22 249V250H21ZM47 249H49V250H47ZM54 249V250H53ZM69 249V248H68ZM67 249V251H69ZM77 249V250H76ZM81 249H83L82 251H86L87 253H85V255L86 256H84V252L82 253L80 250ZM90 249V250H89ZM5 250V251H4ZM14 250V251H13ZM33 250H35V251H33ZM47 250V253L45 252ZM78 250L80 251L79 253L80 254H82V255H80V256H78V258H80L81 256H83L84 258H80V259H78L76 256V253H78ZM98 250H100V251H98ZM262 250V251H261ZM33 251V254L31 253ZM77 251V252H76ZM98 251V252H97ZM108 251V250H107ZM250 251V250H249ZM257 251H259V254L257 253ZM4 252H6V253H4ZM25 252V253H24ZM26 252H28L27 254H26ZM29 252L31 253V255L29 254ZM45 252V253H44ZM91 252H93V253H91ZM109 254V256L106 254ZM109 252V251H108ZM253 252V253H252ZM261 252V253H260ZM16 253H19V254H16ZM22 253H24L23 255H22ZM117 253H121L122 254V252H117ZM117 253H113V254H111L112 255V257H115L116 256V258H128V257H130V254H128V253H126V257H124V254L123 255H120V254H117ZM252 253V254H251ZM257 253V254H256ZM13 255V257H12V255ZM25 254H26V257H25ZM30 255L28 258H27V255ZM94 254V255H93ZM99 254V255H98ZM105 256H104V255ZM127 254H128V256H127ZM76 255V256H75ZM79 255V254H78ZM253 255V256H252ZM255 255V256H254ZM0 257V260H2L1 258H4V257ZM74 256H75V258H74ZM15 257H14V259H15ZM37 257V256H36ZM46 257H48V256H46ZM46 257H42V259L43 258H45L43 261H42V259L41 258H38L37 257V261L36 260H34V261H32V263L34 262L35 263V261H36V264H58V262L61 264H64V263H66V259H63V257H62V259H63V261L60 259V261L59 260H55V261H49V258L48 259H46ZM86 257V258H85ZM261 257V256H260ZM17 258V257H16ZM27 259V260H26ZM36 259V258H35ZM52 259V258H51ZM74 259H75V261H74ZM76 259L78 260V261H76ZM133 259H136L137 261H135L136 263H138V264H149V261H147V260H145V262H147V263H143V262H141L143 259H140L139 260V258H133ZM11 260V259H10ZM9 261V260H7L5 263H10V262H12V264L14 263L13 261ZM23 260H21L22 262H23ZM45 260H47V262L45 261ZM64 260H65V262H64ZM90 260V261H89ZM9 261V262H8ZM21 261H19V262H21ZM29 261V260H28ZM19 262L17 263V262H15L14 264H19ZM22 262H21V264H22ZM64 262V263H63ZM76 262H78V263H76ZM152 262L153 261H151V263L150 264H152ZM1 262H0V264H2ZM5 263H3V264H5ZM31 262L29 263V264H32ZM33 263V264H34ZM157 264V261H155L154 262V264ZM11 264V263H10ZM27 264H28V262H27ZM160 264V263H159Z\"/></svg>",
	"mask_w": 264,
	"mask_h": 264
}]
</instances>
